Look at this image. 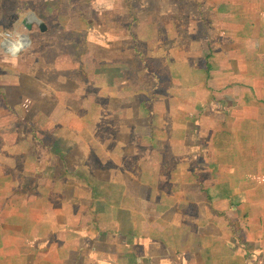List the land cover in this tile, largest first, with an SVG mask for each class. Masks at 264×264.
I'll return each mask as SVG.
<instances>
[{
    "label": "rangeland",
    "instance_id": "1",
    "mask_svg": "<svg viewBox=\"0 0 264 264\" xmlns=\"http://www.w3.org/2000/svg\"><path fill=\"white\" fill-rule=\"evenodd\" d=\"M11 1L22 15L35 14L42 3L37 7L47 13L48 30L8 27L16 18L0 29V256L27 251L13 264H37L35 258L52 247L61 255L79 246L82 254L96 255L91 264H106V242L136 253L135 246L150 238L140 237L138 225L164 223L178 233L210 222L234 234L233 225L259 216L232 207L224 218L213 210L205 214L210 207L200 193L210 168L204 161L214 163L217 141H226L184 127L190 118H177L183 126L175 125L180 95L194 105L213 104L205 108L211 113L215 91L227 86L218 81L208 87L206 71L210 63L216 73L214 53H223L217 46L224 38L208 39L210 54L207 46H196L221 25L209 27L206 20L198 28L193 22L183 31L175 27L188 15L202 20L197 0ZM221 12L216 8L213 17ZM83 16L91 23L87 30ZM7 34L28 46L4 49ZM81 68L86 77L74 78ZM202 105L193 119L200 120ZM191 174L204 175L203 182Z\"/></svg>",
    "mask_w": 264,
    "mask_h": 264
},
{
    "label": "crops",
    "instance_id": "2",
    "mask_svg": "<svg viewBox=\"0 0 264 264\" xmlns=\"http://www.w3.org/2000/svg\"><path fill=\"white\" fill-rule=\"evenodd\" d=\"M206 1L205 4L208 7L222 9V12L216 14L212 20L221 25V29L217 28L216 23L215 26L212 25L211 27L217 29L212 31L211 35L207 33L205 38L200 39L202 42L196 43V46L202 45L203 48L207 46L208 49L205 50L210 54L208 39L224 38L217 46L219 49L223 45V53H214L215 56L218 54L216 73L211 71V74L216 80L208 81V87H212L211 84H217L218 81H227L223 83V85L227 83V86L215 91L217 109L212 110L211 113L205 108H214L213 104L209 105L206 102V105H194L189 103L194 101L193 99H185L180 95V100L177 101L175 107L177 114H175L174 121L175 125L178 123L177 126L181 127L183 124L176 119L190 118V121L186 120L184 127H198L206 137L216 134L218 138L223 136L226 141H217L218 153H216L214 163L204 161V165L210 168L206 171L207 182H204L201 188L202 193H200L204 194L205 204L210 207V209L207 207L205 214L213 210L219 218H224L225 212L227 213L232 207L239 209L237 212L241 214H259V216L252 221L244 220L243 224L239 222L233 225L234 234L210 222L206 224L204 222L201 227L194 228L195 233L185 231L183 227L177 229L178 233H174L172 230L177 226L167 228L164 223L151 228L138 225L140 237L150 236V238L143 246H135L136 253L130 250L134 247H130L129 250L119 248L113 245L112 241L110 247H107L108 242L106 241L108 240L107 237L104 238L106 242L105 259L102 260L106 264H138L137 257L142 258L141 264H161L163 262L169 264H250V260L255 264H264V213L260 211L264 207V0ZM53 3H48L47 6H52ZM20 13L17 2L0 0V29L3 24L6 25V22L16 18L15 22L8 26L15 28L18 19L22 16ZM220 15L225 17L219 18ZM243 19L246 22L241 26L238 25ZM251 19L254 20L253 26L250 25ZM179 30L183 31L180 28ZM4 42L5 37L2 43ZM212 44L215 45V42ZM138 55L141 56L139 53ZM45 64L50 65L48 62ZM82 77H86L85 72H81L80 77L74 78ZM173 102L174 100L168 104ZM200 105L203 106L204 113L202 112L200 120L193 119V109L200 110ZM144 115L148 121V115ZM226 157L229 158L226 159ZM214 166L217 168L214 169ZM191 175L193 178L197 177L196 181L203 182L204 175L199 177ZM192 190L194 189L188 190L190 195H193ZM195 197L194 194L192 200ZM218 198L221 199L220 204L216 202ZM238 201L239 203L236 204ZM217 207L220 210L216 211ZM190 209L193 210L192 205ZM216 227L217 232L214 230ZM12 240L17 241L14 237ZM20 242L17 245L18 249L24 246ZM101 250H104V247ZM27 254H29L27 251L15 249V252L2 254L4 256H0V262L13 264L15 256H26ZM6 256L9 257L1 260ZM92 257L97 261L96 255H84L77 246L75 250L69 249L61 255H55L52 247L42 258L38 256L35 259L37 264L60 261L91 264ZM146 258L152 261L155 259V261L152 262Z\"/></svg>",
    "mask_w": 264,
    "mask_h": 264
},
{
    "label": "trees",
    "instance_id": "3",
    "mask_svg": "<svg viewBox=\"0 0 264 264\" xmlns=\"http://www.w3.org/2000/svg\"><path fill=\"white\" fill-rule=\"evenodd\" d=\"M198 2L197 3H199V10H201V12H203V15H201L200 14V17L202 18V20H199V19H194V17L192 16V15H188V16H185V17H183V18H177L175 21H176V23H175V27H177V28H180V29H182V28H185L186 27V29L191 25V23L193 22V23H195V24H197V28H198V25L202 22H204V21H208V23L209 22H211L212 24H210L209 23V27H211L212 25L213 26H215V23L216 22H213L212 20L214 19V17H213V15L215 14L214 13V11L216 10V8L214 9V7L213 6H210V7H208V9H205V3L207 2V1H199V0H197ZM203 2V3H202ZM38 6V5H37ZM37 6H35L34 8H36L38 11L36 12L35 10H34V8H33V11L35 12V14L37 15V17L39 18V20H42V21H46V11L44 10V9H41V8H39V7H37ZM204 8V9H203ZM47 10H50V8L49 9H47ZM205 14H207L208 15V17H204V15ZM83 20H85V17L83 16ZM252 21H251V23H250V25L251 26H253L254 25V20L253 19H251ZM85 22H86V24H85ZM83 23H84V26L82 27V28H84V29H86L87 30V28H89V26L91 25V23L89 24L88 22H87V20H85V21H83ZM218 24L216 23V26H217ZM182 27V28H181ZM183 30V29H182ZM137 39V40H136ZM136 39H134L135 40V44H136V49H137V53H139V51H140V57L143 59H141L142 61H146V59L142 56V52H141V49L139 48V46H140V43H139V41H138V38L136 37ZM82 44H83V46H85V44L86 43H84V42H81ZM40 53L42 54V55H45L42 51H41V49H40ZM210 58H207V61L209 60ZM207 78H208V80L209 81H213L215 78H214V76L211 74V71H213V68L210 66V63H207ZM83 73H84V71H82ZM214 72V71H213ZM214 74H215V72H214ZM216 80V79H215ZM173 164H171L170 165V167H168L169 169L170 168H172V170H173ZM171 170V171H172Z\"/></svg>",
    "mask_w": 264,
    "mask_h": 264
},
{
    "label": "bare ground",
    "instance_id": "4",
    "mask_svg": "<svg viewBox=\"0 0 264 264\" xmlns=\"http://www.w3.org/2000/svg\"><path fill=\"white\" fill-rule=\"evenodd\" d=\"M26 20H31V21H35L36 17L33 15V13H26L24 15H22L19 19L18 22L16 24L17 29L19 28H23L22 23L25 22ZM9 43L5 42V44H3V48L6 49L7 47H9ZM28 46V40L25 39H18V41H16V44L14 47H11L12 50H24V47Z\"/></svg>",
    "mask_w": 264,
    "mask_h": 264
},
{
    "label": "water",
    "instance_id": "5",
    "mask_svg": "<svg viewBox=\"0 0 264 264\" xmlns=\"http://www.w3.org/2000/svg\"><path fill=\"white\" fill-rule=\"evenodd\" d=\"M33 15L36 17V15L34 13H33ZM22 25L29 32H31L33 30L34 25H37L40 33H42V34L46 33L48 30L46 23L39 20L37 17H36L35 21L26 20L25 22L22 23Z\"/></svg>",
    "mask_w": 264,
    "mask_h": 264
},
{
    "label": "built area",
    "instance_id": "6",
    "mask_svg": "<svg viewBox=\"0 0 264 264\" xmlns=\"http://www.w3.org/2000/svg\"><path fill=\"white\" fill-rule=\"evenodd\" d=\"M16 39L14 38V36L13 35H10V34H7L6 36H5V42H7V43H9V48H11V47H14L15 46V44H16ZM25 48V47H24Z\"/></svg>",
    "mask_w": 264,
    "mask_h": 264
}]
</instances>
